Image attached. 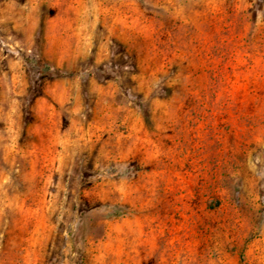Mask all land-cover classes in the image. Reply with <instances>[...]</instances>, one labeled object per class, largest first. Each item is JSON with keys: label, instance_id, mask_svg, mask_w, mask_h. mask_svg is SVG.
Masks as SVG:
<instances>
[{"label": "rangeland", "instance_id": "1", "mask_svg": "<svg viewBox=\"0 0 264 264\" xmlns=\"http://www.w3.org/2000/svg\"><path fill=\"white\" fill-rule=\"evenodd\" d=\"M0 264H264V0H0Z\"/></svg>", "mask_w": 264, "mask_h": 264}, {"label": "trees", "instance_id": "2", "mask_svg": "<svg viewBox=\"0 0 264 264\" xmlns=\"http://www.w3.org/2000/svg\"><path fill=\"white\" fill-rule=\"evenodd\" d=\"M47 71L50 72V68H48ZM61 75H62V76H67L66 73H62Z\"/></svg>", "mask_w": 264, "mask_h": 264}]
</instances>
